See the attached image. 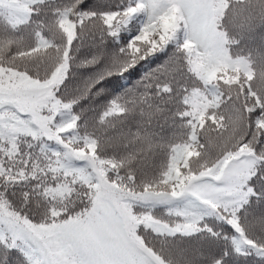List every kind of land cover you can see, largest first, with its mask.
I'll list each match as a JSON object with an SVG mask.
<instances>
[{
	"label": "snow or ice",
	"instance_id": "snow-or-ice-1",
	"mask_svg": "<svg viewBox=\"0 0 264 264\" xmlns=\"http://www.w3.org/2000/svg\"><path fill=\"white\" fill-rule=\"evenodd\" d=\"M0 264H264V0H0Z\"/></svg>",
	"mask_w": 264,
	"mask_h": 264
}]
</instances>
